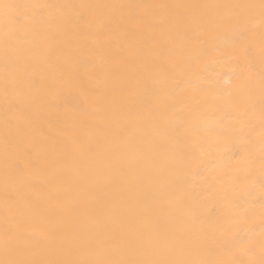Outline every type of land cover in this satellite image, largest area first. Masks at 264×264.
<instances>
[{"label": "bare ground", "instance_id": "bare-ground-1", "mask_svg": "<svg viewBox=\"0 0 264 264\" xmlns=\"http://www.w3.org/2000/svg\"><path fill=\"white\" fill-rule=\"evenodd\" d=\"M0 264H264V0H0Z\"/></svg>", "mask_w": 264, "mask_h": 264}]
</instances>
